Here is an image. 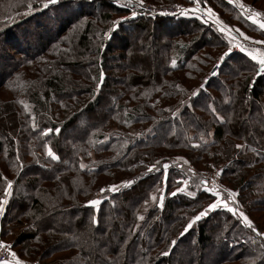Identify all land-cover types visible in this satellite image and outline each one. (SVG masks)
<instances>
[{
	"label": "trees",
	"instance_id": "trees-1",
	"mask_svg": "<svg viewBox=\"0 0 264 264\" xmlns=\"http://www.w3.org/2000/svg\"><path fill=\"white\" fill-rule=\"evenodd\" d=\"M210 1L225 24L233 18L248 29L244 9L229 0ZM124 3L62 0L42 8L41 0H35L33 13L21 23L38 19L36 37L13 34L0 40V94L1 87L24 80L25 94L30 92L37 111L54 113L53 119L34 121L36 127L27 123L26 138L15 133L19 111L13 108L9 130L0 116V156L8 143L15 150L20 142L25 146L17 155L23 161L16 162L15 188L0 217V236L17 256L38 264H95V258L103 264H264V238L259 237L264 230L256 219L258 231H253L218 208L181 235L215 199L210 194L171 195L162 207H143L149 193L165 181L162 171H148L156 159L178 154L208 167L216 152L215 163L237 158L225 166L223 177L233 188L245 179L238 188L240 204L252 210L248 201L255 197V214L264 211V75L257 76L255 62L239 50L212 75L229 47L215 24L144 9L132 18L137 2L120 6ZM124 15L128 19L110 31ZM12 23L1 25L0 35L23 31L20 23ZM251 24L255 34L264 36ZM230 25L241 33L240 26ZM154 32L155 44L149 46ZM172 59L177 60L174 67ZM206 78L205 88L192 97ZM43 129L52 131L45 135ZM47 137H53L59 157L49 168L46 160H34ZM238 144L244 147L238 149ZM248 162L253 166L244 165ZM3 177L0 170V197L6 187ZM128 180L135 182L121 185ZM113 184L118 191L105 193L98 207L87 205Z\"/></svg>",
	"mask_w": 264,
	"mask_h": 264
},
{
	"label": "rangeland",
	"instance_id": "rangeland-1",
	"mask_svg": "<svg viewBox=\"0 0 264 264\" xmlns=\"http://www.w3.org/2000/svg\"><path fill=\"white\" fill-rule=\"evenodd\" d=\"M0 1L3 5L2 8L0 9V26L1 25L2 26H4V25L9 26L12 22H13L12 24L16 23V25H17L18 23H20L19 25L23 26V27H21L23 31H20L18 33H17V31L15 32L14 29H13V31L10 30L8 33H6V31H5L4 32L5 35L4 34L0 35V40H2V39L9 40L10 38H12L11 36L13 34H15L18 37H20V35H21L22 37H24V39L25 38L32 39L33 37H36L38 32L36 31V27H35L36 23L35 22H38L39 21L38 19H33L32 21H27V23H25V22L21 23L24 21L25 17L28 16V14H31V12L33 13V9L29 10L28 5L31 4L33 7V3L35 0H0ZM61 1L62 0H60L59 3H61ZM68 1H70V0H68ZM71 1L76 2L77 0H71ZM143 1H147L146 3H150L153 5H165V4H154V3H159V2H165L167 4H170V3L171 4L175 3L177 5L181 4L182 6H187L189 8L194 6L192 4V0H161V1L160 0H143ZM167 1H169V3ZM132 2H137V0H132ZM240 2L243 3L247 7L250 6V8L253 11H255V8L264 9V3H263L264 0H261V1L259 0V2H257V3H255V0H240ZM59 3H57V4H59ZM57 4H54V5H57ZM214 4H216V3L211 2L210 0H206V3H205L206 6L201 5V9L203 11L204 9L211 7L212 10L215 12V9H214L215 5ZM41 7L44 8L43 6H41ZM235 7H236V9L238 8L237 6H235ZM63 9L67 10L68 8H63ZM71 12H70V14H71ZM218 12H219V10H218ZM224 15H228V14L225 13ZM180 16L193 17V18H197V19L199 18V19L203 20L199 14L192 15L190 13L187 16H185V15H180ZM123 17H127V16L124 15ZM213 19H215V18H213ZM209 22H212V21H209ZM230 23H233L234 27L238 25L243 29L242 30L239 27V29L241 30V33L244 34L242 36L244 39L243 41H245V43L247 44L248 47H260V48L263 47L260 44H253L252 43V41H255V39H257V38H258V40H264L263 35L260 36L258 34H255V28L256 27H254L251 24L252 22L249 23L248 29L243 24L236 22L233 18H229V23H226L227 25L232 27L233 25H230ZM250 24L253 26L251 29H250V27H251ZM234 35L237 36V40L241 38L237 33H234ZM226 36H227V34H226ZM245 37H250L252 39L246 40ZM156 38H157V33L154 32L152 39L148 40L146 44H149V46H151L152 44H155L154 39H156ZM236 50H239V49H236ZM219 60H218V62H219ZM20 81L22 83L19 82L18 86H14L12 84L11 88L4 89L3 87H1V91H2L3 95L0 94V100L3 101L5 108L3 110H1L2 108H1V101H0V116L5 118V120H2V124L7 130H9V129H11L10 124L15 121V119L13 118V112H14L13 108H15L16 111H19V115H18V117H16V121L14 122V126L16 127L15 133L17 134L18 132H21V135H24V137L26 138V136H28V134L26 132L27 123L29 125H31L34 121H40L39 118H41L42 116L47 117L48 120L53 119L52 117H53L54 113H53V110L50 112H47V111L38 112L37 107H35V105L29 99L30 92L28 91L25 94V89L27 88L28 83L24 80H20ZM28 93H29V95H28ZM20 101H24L28 105L27 111L25 110L24 106L20 103ZM44 131H45V129L42 130V132H44ZM22 132H23V134H22ZM15 133H13V136H11V138L12 137L14 138L13 140L16 139L15 135H14ZM52 141H53V137L52 138L47 137L46 141H42L43 142L42 147L44 149L42 151L36 152L34 154V156L36 157V158L34 157L35 161L37 159H39V160L41 159L43 162H44V160H46L45 166L47 168H49L50 166H54L51 157L47 156V154H46L47 153V147L46 146L51 147L53 152H55V150L53 148L54 145L52 144ZM4 144H7V142ZM20 144H18V150L17 149L15 150L16 145L12 146V148H11L9 143H8V145H6L4 147V150L2 152L3 154L0 156V170L3 172L4 176H6L7 179H10L12 181H13V175L16 174V172H17L16 171L17 170L16 162L18 161L17 155H20L21 152L24 153V151L22 149V146L25 147L24 143L20 142ZM215 153L212 155V159H211V162L209 163L208 167H203L202 163H197V164L192 163L191 161L187 160L183 155H178V154L170 155L168 158L156 159L154 161V163L152 164V165H156V168L154 171L155 172H161L162 171L164 173V178L166 176L168 178V181L165 180L166 181L165 182L163 180L162 183H159L156 185L155 189L153 191H151V193H149L148 197L145 199L143 207L145 209L150 208V206H152L153 204H158L160 207L159 196L161 195V193H163V195H164V200H163V203H164L165 199L168 196H171L172 192H174L178 187L184 186L181 183L182 180L188 181L186 191L181 192V193H177L176 195H181V194L187 195V191H193V192L198 193L199 191H203L202 190L203 186L201 184V181H207L209 186H211L213 184V181H215L216 187L218 188V190H220L222 192V198L227 199V193L224 191L225 189L235 191L237 193V195L234 199L229 201L230 206L238 208L240 211H243L252 220L254 227H255V219H256V223L259 226H261L264 230V211L259 210L255 214V197H252L253 198L252 201H251V199H249V201H248V206L254 205V209H252V210H251V208H249L247 206H243L240 204L239 197H238V188L240 185H242L245 182V179L240 181V182H237L238 188H233L230 183H228L224 180L223 174H224V171L226 170L225 166H227V165L233 166V163H234L233 161L236 160L237 158L234 157V155H233V158H231L229 160V162H225L224 160H221V161H218V163H215L214 159H216V157L218 156V155H215ZM19 160L21 162L23 161L21 157ZM31 160H33V158H31ZM90 160L91 161L93 160V154H91ZM83 161L86 162V165L89 164V162L87 160H83ZM157 162H159V163H157ZM164 164H168L169 168L164 169L163 168ZM259 164L260 163L255 164V169L257 168V166ZM244 165H247V166L252 165L253 166V164H251L250 162H248L247 164H244ZM189 169H191L192 171H189ZM169 170H171V171L175 170V171L170 173ZM220 170H222V172L219 176H217L216 173L219 172ZM253 178L255 181V177H253ZM252 180L253 179H250V181H252ZM254 181H252V182L255 184ZM104 186H106V184ZM14 188L15 187H14V183H13L12 193L14 192ZM105 188H107V187H105ZM92 189H93V187H92ZM149 190H147V193ZM244 191H245V189L242 190L241 192H244ZM108 192L109 191L99 192L91 200L98 199L101 201L102 197L105 196L104 194L105 193L107 194ZM153 196H155L157 199L153 200L152 199ZM9 198L10 197H8L7 199H9ZM212 202H209V203H212ZM235 216L238 219H240V221L243 223L242 219L238 215H235ZM260 233H264V231L260 232ZM259 237L261 239L264 238V236H261V235H259ZM261 241L264 242V239ZM31 263L32 264H38V263H35L32 261H31ZM94 263L95 264H103L104 261H101L100 259L95 258Z\"/></svg>",
	"mask_w": 264,
	"mask_h": 264
},
{
	"label": "snow or ice",
	"instance_id": "snow-or-ice-1",
	"mask_svg": "<svg viewBox=\"0 0 264 264\" xmlns=\"http://www.w3.org/2000/svg\"><path fill=\"white\" fill-rule=\"evenodd\" d=\"M60 0H41L42 6L44 8H48L50 5H54L59 3ZM114 3L119 4V0H114ZM137 3L143 7V0H137ZM202 3H206V0H192V4L194 5L191 8H181L180 10V14L181 15H189L190 13L192 15H197L199 14L201 16V18L204 20V23H208L209 21H212L213 24H215L217 26V31H219L221 34H227V41L229 44V47L227 49V51H225L224 53H222V55L220 56V60L219 63L217 64V68H219V65L221 63H223L226 58H228L230 56V54L232 53L234 48L239 49L240 52L245 53L246 56L248 58H250L251 61L255 62L254 68H255V74L257 76L259 75H264V48H260V47H248L243 43H234V41L237 39V36L234 35V33H238L239 35L243 36V33H239L238 29H235L227 24H225L222 20H220L217 16V14L212 10V8H206L202 11L201 9V4ZM229 3H234L238 8L240 9H244L245 10V15L247 20L251 21L253 24L257 25L259 27L260 30H262V32H264V13H261L259 11H253L250 6L246 7L243 3L240 2V0H229ZM122 7H130L132 6V0H125V3L123 5H120ZM29 10H31L32 5L29 4L28 5ZM163 14H167V13H163ZM137 15L136 11H132L131 12V17H135ZM215 18V19H213ZM128 19V17H121L120 19L113 21V28L110 29V31H114L116 28H118L121 24H123L126 20ZM105 35L107 36L108 33H105ZM246 40H251L252 38L250 37H245ZM253 44H260V45H264V40L261 41H252ZM171 65L174 67L177 65V60L176 59H172L171 60ZM212 75H218V72H213ZM207 80L208 78L205 79V82L202 83L200 85V87L196 90L193 91L192 93V97H197L199 96L200 92L205 88L206 84H207ZM178 87V86H177ZM20 103L24 106L25 110H28V105L24 102V101H20ZM187 106V105H185ZM213 111V113L216 112L215 108L211 109ZM174 116L177 115V112H173L172 113ZM217 119H223V117L219 116L217 114L216 116ZM33 127H36L35 122L33 123ZM52 131V129H45L44 134L48 135L50 132ZM55 132L57 134H59L60 129L57 128L55 129ZM193 146H199V145H193ZM47 147V156L51 157V159L53 160H58L59 157L57 156V154L55 152H53L51 147ZM244 147V145H236V148H242ZM17 159H19V157H17ZM159 163V162H157ZM80 167L83 169L85 166L83 164L80 165ZM156 165H152L148 171L151 172L153 170H155ZM164 169L169 168L168 164H164L163 165ZM189 171H192L191 169H189ZM222 170H220L219 172L216 173L217 176H219L221 174ZM166 176H165V180H166ZM3 179L5 180V184L6 187L4 188V192H3V196L0 197V216H2L5 212V206L8 203V197L11 196L12 191H13V181L10 179H7L6 177H3ZM135 181L134 180H128V181H122L121 185L122 186H130L131 184H133ZM181 183L184 185L183 187H178L174 192L171 193V195L175 196L177 193H181V192H185L187 185H188V181L187 180H182ZM202 184V190L203 192L210 194L212 197H214V201L212 203H209L207 205L206 208H204L202 211H200L197 215L193 216L191 218V220L188 222V224L185 226L184 228V232L181 233V235H183L185 232H187L190 228H192L193 224L196 221H199L200 219H202L203 217L207 216L209 214L210 211L216 210L218 208H223L226 209L228 212L232 213L234 216L238 215L244 225L250 229H252L253 231H258L254 225L252 220L243 212L240 211L238 208L235 207H231L229 201H231L232 199H234L237 195V193L233 190H228L225 189L224 191L227 193V199L222 198V192L220 190H218V188L215 185V181H213V184L211 186H209V184L207 183V181H201ZM118 191L119 187L117 185H109L107 188H102L101 191ZM187 195L189 197H193L195 198L197 193L193 192V191H187ZM153 200H156L157 198L155 196L152 197ZM159 200H160V206H163V200H164V195L163 193H161V195L159 196ZM101 201L98 199H94V200H90L87 201V205L89 206H93V207H98L100 205ZM147 203V202H146ZM139 219L143 220L144 217L140 216ZM95 222V220H94ZM259 235L264 236V233H259ZM176 244V241H172L171 242V246L170 247H174ZM11 245L6 243L3 240H0V250H3L7 256H11L12 259L9 260L7 258L4 259H0V264H26L25 261L19 259L17 257L16 252L11 250ZM169 252H164L161 253V255H168Z\"/></svg>",
	"mask_w": 264,
	"mask_h": 264
},
{
	"label": "built area",
	"instance_id": "built-area-1",
	"mask_svg": "<svg viewBox=\"0 0 264 264\" xmlns=\"http://www.w3.org/2000/svg\"><path fill=\"white\" fill-rule=\"evenodd\" d=\"M181 8H189V7L182 6L181 4L180 5H177L175 3H173V4L170 3V4H165V5H153V4L144 2L143 3V7H141L137 3V6H134L133 9H132V11H136L137 12L138 11L137 9H144V10L149 11L153 15H155V14L166 15V14H163V13H167V14H177V13H180ZM234 43H243V44H245L247 46V44L245 43V41H243L241 39H238V40L236 39L234 41ZM236 49L237 48H234L233 50H236ZM216 66H217V64H216ZM216 66L211 70V72H210L211 74L213 72H217V67ZM0 240H3L1 236H0ZM3 241H5V240H3ZM6 243H8V244L11 245L10 242H6ZM11 250H12V247H11ZM4 258H7L9 260L12 259L11 256H7L6 257L5 252L3 250H0V259H4Z\"/></svg>",
	"mask_w": 264,
	"mask_h": 264
},
{
	"label": "crops",
	"instance_id": "crops-1",
	"mask_svg": "<svg viewBox=\"0 0 264 264\" xmlns=\"http://www.w3.org/2000/svg\"><path fill=\"white\" fill-rule=\"evenodd\" d=\"M241 40H243L242 38H240ZM263 47H261V48H264V45H262ZM1 217V216H0ZM19 259H21V260H23V261H25L24 259H22L21 257H19V256H17ZM26 262V261H25ZM26 264H32L31 262H29V261H27L26 262Z\"/></svg>",
	"mask_w": 264,
	"mask_h": 264
},
{
	"label": "water",
	"instance_id": "water-1",
	"mask_svg": "<svg viewBox=\"0 0 264 264\" xmlns=\"http://www.w3.org/2000/svg\"><path fill=\"white\" fill-rule=\"evenodd\" d=\"M136 16H137V15H136ZM136 16H135V17H136ZM135 17H134V18H135ZM132 18H133V17H132Z\"/></svg>",
	"mask_w": 264,
	"mask_h": 264
}]
</instances>
